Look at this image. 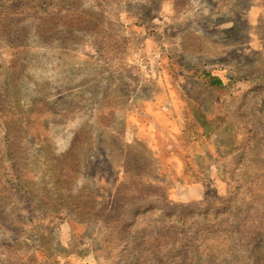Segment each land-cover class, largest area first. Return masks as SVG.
Masks as SVG:
<instances>
[{"label":"rangeland","instance_id":"374dc122","mask_svg":"<svg viewBox=\"0 0 264 264\" xmlns=\"http://www.w3.org/2000/svg\"><path fill=\"white\" fill-rule=\"evenodd\" d=\"M0 264H264V0H0Z\"/></svg>","mask_w":264,"mask_h":264},{"label":"crops","instance_id":"0c3cea01","mask_svg":"<svg viewBox=\"0 0 264 264\" xmlns=\"http://www.w3.org/2000/svg\"><path fill=\"white\" fill-rule=\"evenodd\" d=\"M204 193H205V188L202 187V185H199L197 187H195V199H191V200H200L204 197Z\"/></svg>","mask_w":264,"mask_h":264},{"label":"trees","instance_id":"16d2710c","mask_svg":"<svg viewBox=\"0 0 264 264\" xmlns=\"http://www.w3.org/2000/svg\"><path fill=\"white\" fill-rule=\"evenodd\" d=\"M210 80V84L213 86V88H222V82L220 81V79L213 78Z\"/></svg>","mask_w":264,"mask_h":264}]
</instances>
